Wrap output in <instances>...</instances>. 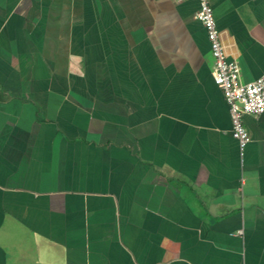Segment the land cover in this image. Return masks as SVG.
<instances>
[{"label":"crops","instance_id":"1","mask_svg":"<svg viewBox=\"0 0 264 264\" xmlns=\"http://www.w3.org/2000/svg\"><path fill=\"white\" fill-rule=\"evenodd\" d=\"M241 81L264 0H209ZM199 0H0V264H264V114L232 136Z\"/></svg>","mask_w":264,"mask_h":264},{"label":"built area","instance_id":"2","mask_svg":"<svg viewBox=\"0 0 264 264\" xmlns=\"http://www.w3.org/2000/svg\"><path fill=\"white\" fill-rule=\"evenodd\" d=\"M194 18L203 24L207 32L214 60L213 81L223 91L229 105L232 136L238 141L243 156V150L250 141L243 119L246 115L264 114V75L251 82L241 81L239 64L227 59L209 0H199V9Z\"/></svg>","mask_w":264,"mask_h":264}]
</instances>
